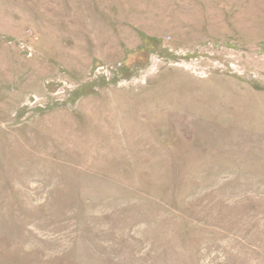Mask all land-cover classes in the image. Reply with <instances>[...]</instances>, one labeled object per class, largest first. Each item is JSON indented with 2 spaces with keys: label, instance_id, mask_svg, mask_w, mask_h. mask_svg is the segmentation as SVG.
I'll return each instance as SVG.
<instances>
[{
  "label": "rangeland",
  "instance_id": "1",
  "mask_svg": "<svg viewBox=\"0 0 264 264\" xmlns=\"http://www.w3.org/2000/svg\"><path fill=\"white\" fill-rule=\"evenodd\" d=\"M0 264H264V0H0Z\"/></svg>",
  "mask_w": 264,
  "mask_h": 264
}]
</instances>
